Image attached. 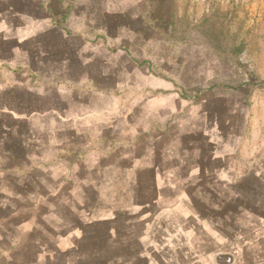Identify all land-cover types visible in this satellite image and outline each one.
Instances as JSON below:
<instances>
[{"label": "rangeland", "instance_id": "374dc122", "mask_svg": "<svg viewBox=\"0 0 264 264\" xmlns=\"http://www.w3.org/2000/svg\"><path fill=\"white\" fill-rule=\"evenodd\" d=\"M45 16L57 18L67 32L70 19L73 30L87 32L91 21L94 55L86 68L77 57L82 40L57 32L42 35L46 56L35 57L29 73L12 57L23 45L1 39L5 22L15 28L24 18ZM64 59L71 76L86 74L99 92L111 90L121 76L125 87L110 91L115 108L125 101L126 118L141 116L135 121L143 127L148 112L158 135L166 128L219 135L230 164H88L91 194L102 197L131 191L121 173L131 180L139 168L138 194L151 207L136 215L109 214L99 206L87 221L64 217L75 233L45 264H264V0H0V64L22 69H0V142L2 130L16 129L6 148L13 163H23L0 164V183L15 173L28 182L31 197L51 189L57 175L53 164L34 160L35 139L41 138L31 131L51 126L38 113L64 107L53 84ZM6 109L35 119L18 122L1 113ZM5 192L0 186V225L15 224ZM28 210L18 223L30 217ZM52 243H46L45 257L59 250Z\"/></svg>", "mask_w": 264, "mask_h": 264}, {"label": "crops", "instance_id": "0c3cea01", "mask_svg": "<svg viewBox=\"0 0 264 264\" xmlns=\"http://www.w3.org/2000/svg\"><path fill=\"white\" fill-rule=\"evenodd\" d=\"M22 20L23 23L15 28L11 20L6 21L4 25V32H6L1 39L6 41L10 37L19 42L20 46L23 45V49L13 51L12 57L20 60L18 64L25 66L28 73L35 57L40 60L46 56L42 52L44 48L39 44L40 38L42 35L53 32L63 34L64 37H79L82 40L83 50L77 57L83 67H87L89 63L87 61L94 55L91 44V21H89L87 32V28L80 31L73 30L70 26L73 22L70 19L66 21L67 32L65 24L52 16H45L38 20L27 17ZM26 44L32 45L31 50L25 47ZM59 64L65 68L62 71L59 70L60 73H56L53 84L57 94L64 99L62 101L64 107L58 111L55 109L51 112L38 113L39 121L43 123L51 121V126H47L46 123L44 129L31 131L33 136L41 138L35 139L37 143L34 160L37 164H53L57 175L52 180V188H46L44 191L42 188L43 192H38L35 197L29 196L28 182L15 173L10 172L8 177L4 178L7 182L0 183V186L4 185L6 188L4 196L8 215L16 220L15 224L0 225V264H45L46 261L49 263L55 259V256L61 253L62 239L67 245L69 243L67 234L75 233L74 225L66 224L64 217L87 221L99 211L97 210L99 206H104L109 214L121 211L133 212L136 215L146 212L147 208L151 207L149 202H142L138 194L139 183L136 171L140 170L139 168L132 170L131 180L130 176H124L121 173L122 183L131 185V191L119 189L115 194L112 192L102 197L99 194L96 196L91 194L94 188L92 180L88 177V174L92 173L88 164H132L134 167L135 164H230L229 158L223 156L219 144L220 136L217 134L215 136V133L209 135L205 130L166 128L168 131L158 135L155 125L149 124L151 114L148 112L144 118V121L148 120V122L144 127L139 123L141 116L134 115L132 112L126 118L125 101L121 110L118 111L119 108H115L118 100L110 93L112 89L121 90L125 87L126 83L120 78L121 76H118L119 79L111 90L99 92L86 74L71 76L67 67L69 62L66 59ZM6 65V63L0 64V69L5 67L6 70H10L9 72L17 70L10 64ZM19 70L22 72L21 68ZM182 101L177 103V110L182 108ZM129 105L133 109L134 106L140 107L139 104L130 103ZM1 113L9 115L11 119L18 122L35 119L27 113L17 114L7 109ZM172 113L170 110V118H173ZM137 119L139 122L135 121ZM165 125L168 126L167 121ZM2 132L5 140L0 142V145L5 146V161L0 164H23L13 163V152L6 148L9 144L7 137H12L18 131L4 129ZM28 136L29 134L26 133V137ZM26 162L30 164L28 157ZM74 164H80L78 169L82 170L83 174H76L73 171ZM149 169L152 168L149 167ZM156 200L157 198H154L153 202L155 203ZM28 207L33 211L30 217L18 223V218L29 215ZM30 218L33 219L30 220ZM49 241L53 242L52 247L56 243L59 250H53L52 255L45 257V246ZM28 244L35 254L29 255Z\"/></svg>", "mask_w": 264, "mask_h": 264}, {"label": "trees", "instance_id": "16d2710c", "mask_svg": "<svg viewBox=\"0 0 264 264\" xmlns=\"http://www.w3.org/2000/svg\"><path fill=\"white\" fill-rule=\"evenodd\" d=\"M57 256H55V258H56Z\"/></svg>", "mask_w": 264, "mask_h": 264}]
</instances>
